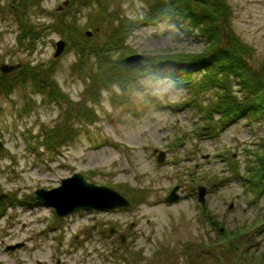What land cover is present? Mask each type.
<instances>
[{
    "label": "rangeland",
    "instance_id": "374dc122",
    "mask_svg": "<svg viewBox=\"0 0 264 264\" xmlns=\"http://www.w3.org/2000/svg\"><path fill=\"white\" fill-rule=\"evenodd\" d=\"M161 1L29 0L24 16L38 34L21 40L11 0H0V66L21 64L0 73L11 84L8 93L0 91V264H264V188L252 182L264 184V114L244 113L230 123L216 110L208 116L223 90L208 87L196 98L181 76L190 70L202 79L203 66L179 75L177 68L150 69L121 81L126 57L201 56L207 49L190 20L169 17L131 33L124 27ZM226 3L221 46L229 44V32L236 36L264 84V0ZM60 41L66 47L55 58ZM53 62L52 82L23 74L28 65L48 69ZM104 62L114 70L109 81L99 76ZM231 82L241 100L251 92L246 81ZM68 113L75 117L70 123ZM68 131L66 144L55 150L46 144L60 145L49 137ZM77 173L130 206L60 218L36 199L37 191L57 189ZM176 187L180 199L169 204Z\"/></svg>",
    "mask_w": 264,
    "mask_h": 264
},
{
    "label": "trees",
    "instance_id": "16d2710c",
    "mask_svg": "<svg viewBox=\"0 0 264 264\" xmlns=\"http://www.w3.org/2000/svg\"><path fill=\"white\" fill-rule=\"evenodd\" d=\"M28 1L29 0H11V7L18 18V23L21 25V27H23L21 29V40L28 39L29 37L35 39L36 36L34 35L38 34L34 26H32L24 16V13L28 10ZM93 1L97 3V0ZM162 1L156 2L148 15H146L141 21L132 22L128 24V26L126 24L124 27L131 33L134 29L139 28L142 25L149 26L150 24H155L157 23V21L167 19L169 17L179 18L182 21L190 20L191 23L196 24L202 37L207 39V49L201 56L177 54L174 56L147 57L145 59L148 60H144L138 64L128 65L126 63H123L122 66H124L125 68L123 70H120V72L127 76L125 79L122 78L121 81H125L128 78L137 79L138 77H144L145 74H149L150 69L154 70L164 68H177L180 69V71L176 72V74L179 75L181 71H184L187 68L191 69L194 72H197L196 69L200 66H203L199 71L206 72L205 74H203L206 76L202 79H193V72H190V70H188L186 76L184 74L181 76L184 79L182 81L184 84L192 85V93H194V96L196 98H198L199 95L208 90V87H214L216 85V87L223 90V93L221 94V96H219L217 102H210V104H212V109H209L207 112H205L208 116L211 115V111L216 110L220 114L221 121L223 123H230L231 121L235 120L236 117H239L244 113H248L254 118L261 116V113L264 114V84L261 83V78L253 75L254 73L245 59L249 53L248 47L245 46L236 36H232L230 32L229 44H227L225 47L221 46V38L225 35V32H227L226 29H228L229 22V19L227 17L229 8L227 6L226 0H170L167 5H164ZM195 6L198 7V9H195ZM203 7L213 10L215 17L209 18L208 16H201L199 14V11ZM220 20L224 22L221 26H218V22ZM224 27L225 30L223 29ZM60 31H63V29H61ZM210 50H214L215 52L212 55H209ZM103 59H106L105 54L103 55ZM54 63L55 62L51 63L50 68L48 69H44V67L40 68L37 66L28 65L29 67H27L23 74L28 75L33 73L35 75V79L38 80V82H48L50 79V72L54 69V67H52ZM202 63H204V65H201ZM216 63L220 65L219 71L212 70L214 67L213 64ZM155 64L156 66H154ZM74 66L76 70L83 73L82 69L80 68V64H75ZM110 69L111 68L104 62V64L101 65L99 76L103 77L106 81H109V73L114 71L111 70L110 72H108V70ZM130 71H132L133 73H130ZM168 73L172 74V72L170 71H168ZM155 74L156 72L154 74L152 73V75ZM218 76L222 78H218ZM89 77L91 79L95 78L94 76L92 77V75H89ZM232 78H240L242 81H246V87H251V92H249L248 94H244L246 97L243 100L232 93ZM10 86V82L7 81L5 76H2L0 78V91L2 90L3 93L6 94L9 92ZM51 95H54V92H51ZM95 98L96 97H94V99ZM88 114L90 113L88 112L85 115ZM74 118L75 117H72L69 113L65 117L67 123H70ZM88 118L94 119L95 116H88ZM69 135H71V131H68L66 133L64 132L62 134L54 132L49 137V140H55L58 138L61 139L63 143H60V145L50 142L46 144L51 149L55 150L57 146L60 147L61 144H66V142H68L67 136ZM261 154H259V158H262V161L264 162V156ZM254 176L255 175H253L252 178ZM252 182L255 186L264 188V184L261 178L256 177L254 180H252ZM262 226L264 228V225ZM262 232H264V230H262ZM228 238L229 236L227 235L226 239ZM231 238L235 239L236 236H231Z\"/></svg>",
    "mask_w": 264,
    "mask_h": 264
},
{
    "label": "water",
    "instance_id": "95a60500",
    "mask_svg": "<svg viewBox=\"0 0 264 264\" xmlns=\"http://www.w3.org/2000/svg\"><path fill=\"white\" fill-rule=\"evenodd\" d=\"M68 6V2L66 3ZM200 15L213 18L214 12L208 8H201ZM88 36L92 34L88 32ZM66 43L60 41L57 43V51L55 58H58L65 50ZM145 60L143 55H132L125 59L127 64H137ZM21 68V64L9 65L3 64L0 66V73L7 75L14 70ZM0 151H2V144L0 143ZM165 160V154L162 152L159 156V162ZM179 187H176L171 194L166 198V202L173 204L179 201L180 196L178 194ZM36 198L39 201H43L56 209L57 215L61 217L68 216L77 210H90L95 209L99 211H109L120 208H127L130 206V201L116 192L115 190L106 186H97L89 183L83 175L75 174L70 178H66L62 181V185L52 191H46L44 189L36 192ZM206 196V188L200 187L199 197L200 201L204 202ZM3 196H0V201ZM114 234L115 230H111ZM125 237H123V242ZM237 246L230 245L229 250L236 249ZM12 249H15L13 247Z\"/></svg>",
    "mask_w": 264,
    "mask_h": 264
},
{
    "label": "bare ground",
    "instance_id": "6f19581e",
    "mask_svg": "<svg viewBox=\"0 0 264 264\" xmlns=\"http://www.w3.org/2000/svg\"><path fill=\"white\" fill-rule=\"evenodd\" d=\"M22 226L25 228L27 226V221L23 222Z\"/></svg>",
    "mask_w": 264,
    "mask_h": 264
}]
</instances>
